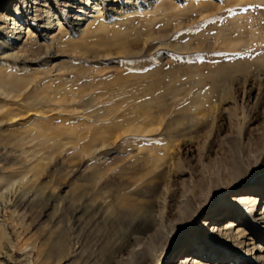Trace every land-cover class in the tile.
Segmentation results:
<instances>
[{"label": "rangeland", "instance_id": "rangeland-1", "mask_svg": "<svg viewBox=\"0 0 264 264\" xmlns=\"http://www.w3.org/2000/svg\"><path fill=\"white\" fill-rule=\"evenodd\" d=\"M203 1L218 7L200 15L189 4ZM227 1L0 0V105L1 93L11 90V81L26 80L32 71L44 75L51 66L64 69L43 77L46 82L54 79L68 90L84 92L71 104L48 105L54 110L45 114L29 109L12 121H3L0 115V199L7 200L0 202V224L11 242L16 235L2 209L7 205L9 213L23 194L32 198L21 216L28 228L24 233H49L54 238L58 231L50 264H135L137 251L151 256L149 264H158L165 252L167 264H181L187 255L189 264L250 262L244 244L239 246L246 261L235 262L233 249L216 243L213 247L218 250L212 252L214 248H203L196 240L202 222L224 226L233 220L229 210L233 201L224 206L230 197L251 193L264 199L260 182L264 180V0ZM98 16L111 31L118 28L125 34L123 41L133 45L131 54H122L112 33L94 32V25L81 36L87 22ZM51 20L60 22L65 32L59 33L56 24L47 27ZM149 29L165 31L169 38L143 45ZM31 42L39 49L33 62L10 56ZM188 43L198 49L180 50ZM95 68L103 73L90 75ZM221 70L229 71L224 79L219 78ZM247 77H251L248 82ZM93 81L98 87L85 93ZM232 82L231 95L220 101L219 95ZM31 91V86L20 91V104L31 101ZM142 91L154 96L145 104L147 112L165 117L159 132L144 137L123 134L112 145L97 146L101 140L95 132H86L89 125H100L95 115L102 112L91 110L102 102L93 104L92 97L103 93L108 98L104 105L111 108L125 103L126 114L134 96L145 97ZM207 95L216 99V106L199 125L191 120L194 101ZM135 110L141 113L142 107ZM178 121L184 124L179 126ZM40 126L51 135L39 136ZM28 127L36 132H26ZM165 148H170V154L158 162ZM38 161L44 164L45 174L36 179L25 172ZM239 167L245 171V182L236 188L232 173ZM206 199L209 203L194 224L185 225ZM263 205L259 204L260 211ZM95 214L97 218L92 217ZM51 216L70 222L56 229ZM236 223L233 232L248 244L255 227L245 220ZM129 235L134 236L130 238L133 251L127 254L116 240ZM258 241L264 246V236ZM29 248L12 259L8 252L10 264H35L36 257L26 253ZM2 256L6 254L0 253V264H6Z\"/></svg>", "mask_w": 264, "mask_h": 264}, {"label": "bare ground", "instance_id": "bare-ground-1", "mask_svg": "<svg viewBox=\"0 0 264 264\" xmlns=\"http://www.w3.org/2000/svg\"><path fill=\"white\" fill-rule=\"evenodd\" d=\"M203 2H196V3L191 2L193 4H191V3H189V4L191 5V7L194 10L199 12L200 15H204V13L205 14L209 13L210 9H211V11H213L214 10V8L212 10L213 6L214 7L216 6L215 8L218 7L217 5H213L214 3L209 4V2H208V4H205V3H207V1H205L204 3ZM226 2H228V1L226 0ZM239 2H242V0H239V1L233 0L230 3L236 4ZM162 5L163 4H161V6ZM28 6H31L29 2H28ZM232 6H233V4H232ZM168 8L169 7H167L166 9H168ZM98 17L97 18L95 17L93 21L87 22V25L83 29L81 36L84 37L85 34L87 32H89L90 27L92 25H94L95 26L94 32L102 31V33L100 32V34L105 35V36H109L107 34L112 33V35L115 38L113 42L117 43L116 41H119L117 44L120 45V49H122L121 50L122 54H131V49H132L133 45L131 46L125 40L123 41V39L125 38V36H124L125 34L123 35V32L118 28H115L113 31H111L109 24L107 25V23L104 22V20L101 17H99V18ZM52 20L48 21L50 24L46 25V26L48 27V26H53L56 24L58 26V29L60 30L59 33H64L66 29L62 25H60V22L54 21L55 23L54 22L52 23ZM148 26L149 25H147L146 29L151 28ZM165 26H166V24H165ZM165 28L168 30L167 27H165ZM175 28H173V29H175ZM161 29H163V28H161ZM153 30L154 29H152V31L150 30L151 32H148V33L146 32L147 30L146 31L144 30L145 33H147V36H145L146 38H142L143 45L145 43L146 44L150 43L149 41H151V39H153V40L159 39L160 40L161 38L163 39L164 37H167L168 34H166V32H170L171 29H169L166 32L165 31H157L156 32V30L155 31H153ZM175 31H177V30H175ZM170 33H172V32H170ZM167 38H169V37H167ZM102 41H103L102 39L99 40V42H102ZM104 42H106V41H104ZM191 45H192V43H191ZM202 45L203 44H201L200 47ZM215 45H216V43H215ZM206 47H207V45H206ZM228 48L234 49V46L229 45ZM196 49H198V47H192V46L190 47V44L183 47V48L180 47V50H185L188 52L191 50H196ZM38 51H39L38 47L36 48L35 44H33L31 42L28 46H26V48H24L23 50H18L17 52H13L12 54H10V56L15 58V59L16 58H18V59L19 58H25L24 60L29 61V62H33L35 60L33 58L37 54ZM138 52L139 51L135 52V54H138ZM261 67L264 68L263 66H261ZM50 68L52 70L48 69L46 71H43L44 75H40L41 74L40 71L39 72L32 71L31 77L26 78V80L21 79V80L11 81V86H10L11 90H7V91L5 90L1 93V96H2V100H1L2 102L1 103H3V104L0 105V110H1L0 115H1V119L3 121L4 120L12 121L17 116H19V117H20V115L22 116V114L29 109H34L38 113L45 114L47 111L54 110V108L47 109L48 105L57 104V103L71 104L77 100V95L78 96H80L81 94L83 95L84 92L79 91L77 93L73 89L68 90L66 85L60 84V83H55L54 79H51L50 81L46 82V80L43 77H46V78L50 77L54 71H56V70L60 71L62 68L64 69V66L59 68V69H54V70H53L52 66ZM221 71H223V70H221ZM89 72H90V75H92V76L93 75L96 76V73H99V74L103 73L102 70L99 68L91 69ZM227 72H229V71H227ZM227 72H226V74H227ZM219 73H221V72L219 71ZM241 73H243V72H241ZM226 74L223 71V73L221 75H219V78L220 79L226 78L227 77ZM239 74H240V72H239ZM229 75H231V74H229ZM245 75H246V73H245ZM253 76H259V74H253ZM250 78L251 77H247L245 79V81L248 82ZM233 82H232V84L230 83L229 87L227 86L226 89H223L224 91L218 97V99L220 101L226 99L227 97L229 98V96L231 95ZM30 86L32 89L31 97H30L31 101L29 102V100H28L27 102H24V104H20V102H21L20 98L22 97V94L20 93V91H22L23 89L28 90ZM89 87H90V89L85 91V93L90 92L92 88H97L98 86H97V84H94V81H93V83H91V85ZM147 87H149V86H147ZM141 88L143 89V87H141ZM132 89H134V88H132ZM143 90H145V89H143ZM142 92H144V91H142ZM185 92H186V90H185ZM144 93H146V92H144ZM152 93H153V91H152ZM135 95H137V94H135ZM153 95H154V93H153ZM207 96L206 97L205 96L204 97L198 96L196 98H198V99L200 98V99L198 101L197 100L194 101V102H196L195 103L196 105L192 109L193 118L191 120L196 124L200 125V124L205 123V120H206L208 113L211 110L213 111L214 106H216V104L214 103V101L216 99L213 98V96L212 97L210 96V98H209V96L208 97ZM127 97H130V96H127ZM152 97H153V99H151V100L154 101V96H152ZM152 97L150 96L149 92H147L145 94L144 98L140 97L138 99L136 96H134L130 100V101H132V102L134 101V102L132 103L131 107L129 105L130 109H128V110H129L130 114L128 115L129 112L124 114V111L122 110L123 107L126 105L125 103H122L120 105H116V106H114V108H111L113 106L107 107V105H104L103 101L108 100V98H104L103 93L95 94L92 97V103L93 104L94 103H101V102L102 103H101V105H99V107L97 109H93L91 111L95 112L97 110V111L102 112L101 114L95 115L96 120L100 125H96V126H92V125L90 126L89 125L86 129L87 130L86 132H90L91 130H93L95 132L93 135L97 136L96 139L101 140V142H99V144L97 143V146L98 145L104 146L105 142H109L108 144L111 143V145H112V144L116 143L117 140L121 138L120 136H122L123 134L127 135V136L143 135V137H144L145 135H151V134L159 132V128L161 129V125L164 124L165 117L161 116V114L159 116H153V113L151 111L147 112V110L144 108V107H146L145 104H150L147 102H150L151 101L150 98H152ZM127 100H129V99H127ZM155 101H158V100L155 99ZM192 103H191V105H192ZM108 106H110V105H108ZM139 106L142 107L141 113L139 110H135V108L137 109ZM155 106H157V105H155ZM151 107H152V105H150V108ZM48 108H50V107H48ZM138 111H139V113H138ZM119 112L120 113L122 112V113L120 114ZM186 112H188V111H186ZM117 113H119V114H117ZM112 115H117V117L115 116V119H113V120H111V118L108 119ZM2 120H0V121H2ZM182 123L183 122L178 121L179 126H180V124L181 125L184 124V123L183 124ZM195 127H196V125H195ZM37 129H38L37 134L39 136L48 137L49 135H51V132L45 126H40ZM56 130H58V129H55V132H57ZM25 131L30 132V133H35L36 128L35 127H28L27 130H25ZM71 131H73V130H71ZM57 133L55 135H59ZM140 137H142V136H140ZM167 147H170V146L167 145ZM169 149L170 148H165L163 153H162V151L160 152L161 154L159 156H157L158 162L160 160H162L165 155L170 154ZM157 161L154 164L156 166V168L159 167L157 164L158 163ZM15 169H17V168H15ZM12 170H14V169H12ZM28 172L31 173L36 179H38V177L45 174V173H43V172H45L44 164L40 163L39 161L34 162L32 164V166H30V168L25 173H28ZM244 172H245L244 169L241 167H239V169H236V171L235 170L233 171V173H232V180L233 181L231 184L234 185V187L237 188L239 186V184L241 185V184H243V182H245V180H243L245 178V177H243ZM260 182H261V186L264 187V180H261ZM239 190L240 189H238V191ZM0 198H1V196H0ZM30 198L31 197H24V195L22 194L20 197H18L14 201V203L12 205L14 207L13 210L10 209L9 213H8V206L7 205H5V207L2 209V211L5 209V216H6V214L9 216L6 221H9V223L13 225V228H14L13 231L15 232V235H16V241L11 242L10 241L11 238H9L10 237L9 233L0 224V248H1V250L5 249V252L0 251V253L6 254V256H2V263L6 262V264H10L11 260L9 258L12 259L14 255L20 253L21 251H24V249L26 247H30L26 253H32V255L36 257L35 264H50L49 259L52 257V252L55 249V246L57 243L56 242L57 241L56 236L58 234V231H57V234L54 236V238L52 237L53 235H48L49 233H47L48 236L46 234L44 236L41 234H37L36 236L31 234L30 236H27L28 233L27 232H26L27 234L24 233L25 230H27L28 228L25 227L24 217L21 218V216H22V212L23 211L26 212L25 209H27L28 206L30 205V202H31ZM3 200L4 199H0V202H3ZM33 200H32V202H33ZM6 201L4 200L5 203H6ZM37 201H35V203ZM42 201H44V199ZM231 201H233V202H231ZM38 202H40V201H38ZM45 202H46V200H45ZM230 202H231V207L229 208V210H230L231 215H234L233 220L229 219L228 221L225 222L224 226L212 225L209 221L202 222V224H201L202 228L199 230V233H198L199 237H197L196 240H199V239L201 240V242H199V243L203 244V246H202L203 248H206V247L214 248L213 244L217 243L218 245L223 246L224 248H227V250L233 249L235 252H237V254H235V255H237V259H236L237 261H235V259H232V261L243 262L245 260L244 259L245 253H248V259H250L249 260L250 262H247V264H264V246L260 245V241H258L259 238H262V236H264V205H263V209L261 211L259 209L260 208L259 204L260 203L264 204V199L258 195L248 193V194H243L242 196L230 197L229 199L226 200V202H225L226 204H224V206L229 205ZM35 203H34V206L36 205ZM40 203H42V202H40ZM208 203H209V199H206L204 205L202 207H200L199 210H193L190 213L189 217L187 219H185V225H193L195 218L197 217L199 212L202 209H205V207L208 205ZM35 207H37V206H35ZM42 207L43 206H40V208H42ZM40 210H42V209H40ZM59 210L61 211V209H59ZM77 210H75V213ZM97 214L93 215L92 217L97 218ZM50 219L52 221V225H54L56 229H59L60 227H64L65 225L67 226L68 223L70 222V221H68L66 223L64 221L63 217L55 218V217L51 216ZM238 220H245V222H247L250 225H252L253 227H255L254 230L256 231L255 232L256 234L251 235V237L248 238V239H250V242L248 241V244H245L244 240L237 239V234L239 232H233V228L237 225L236 221H238ZM54 231H56V230H54ZM242 232H244V231H242ZM140 234L141 233H139L138 235H140ZM243 235H242V237H244ZM136 236H137V234H136ZM133 237H134L133 235H129L126 239L123 236L117 237L116 241L118 242V244L122 247V249L124 251H127L126 252L127 254L131 253L133 251V243L130 242V238H133ZM134 239H136V238H134ZM137 241H138V239H137ZM136 244H137V242H136ZM241 244H244L245 253H244V251L242 253L241 246H239ZM249 245H250V247H249ZM134 249H136V248H134ZM216 250H218V248H214L212 250V252H214ZM8 252L10 253V254H8L9 258L7 256ZM145 252L144 251H139V252L137 251L135 253V257H136L135 258L136 259L135 264H149L151 262V260H149L151 256L148 258V255ZM242 254H243V257H242ZM164 257L165 258L163 260L159 261L158 264H167L168 258H169L168 252H165ZM190 259H191V257H189L188 255L185 256L184 261H182L181 264L191 263V262H189ZM14 264H16V263H14Z\"/></svg>", "mask_w": 264, "mask_h": 264}]
</instances>
